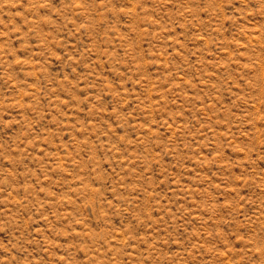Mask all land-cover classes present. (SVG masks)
Segmentation results:
<instances>
[{"label": "rangeland", "instance_id": "obj_1", "mask_svg": "<svg viewBox=\"0 0 264 264\" xmlns=\"http://www.w3.org/2000/svg\"><path fill=\"white\" fill-rule=\"evenodd\" d=\"M0 264H264V0H0Z\"/></svg>", "mask_w": 264, "mask_h": 264}]
</instances>
